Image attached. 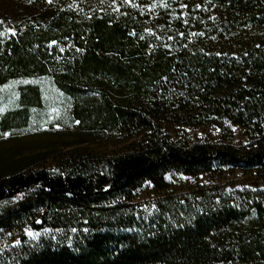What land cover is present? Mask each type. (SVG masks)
Segmentation results:
<instances>
[{
  "label": "trees",
  "instance_id": "obj_1",
  "mask_svg": "<svg viewBox=\"0 0 264 264\" xmlns=\"http://www.w3.org/2000/svg\"><path fill=\"white\" fill-rule=\"evenodd\" d=\"M40 77L116 144L0 174V264H264V0H0V87Z\"/></svg>",
  "mask_w": 264,
  "mask_h": 264
},
{
  "label": "rangeland",
  "instance_id": "obj_2",
  "mask_svg": "<svg viewBox=\"0 0 264 264\" xmlns=\"http://www.w3.org/2000/svg\"><path fill=\"white\" fill-rule=\"evenodd\" d=\"M26 83L38 85L44 101L43 107L26 127L5 132L7 136L4 135L5 133H0V174H7L17 165L23 166L31 161L49 166L56 156L74 149L88 147L102 150L106 147L108 149L114 147L116 141L108 140L107 133L81 129L70 120V101L49 77L19 79L0 87V112L13 103L14 89ZM233 129H235L233 142L242 144L244 137L241 129L238 127ZM186 132L191 137L200 139H214L218 136V130L213 127L186 128ZM42 232L44 230L38 231L39 235ZM8 240L9 236L6 235L3 244Z\"/></svg>",
  "mask_w": 264,
  "mask_h": 264
},
{
  "label": "snow or ice",
  "instance_id": "obj_3",
  "mask_svg": "<svg viewBox=\"0 0 264 264\" xmlns=\"http://www.w3.org/2000/svg\"><path fill=\"white\" fill-rule=\"evenodd\" d=\"M125 2H130V0H125ZM49 3H51V0H49ZM181 7H182V8H186V7H188V5H186V4H181ZM196 7L199 8L200 5H196ZM11 31H12L13 35H15V31H14V30H11ZM181 35H183V34L181 33ZM54 43H55V42H54ZM258 47H259V46H258ZM218 55H219V53H218ZM77 123H79V122H77ZM233 130H235V129H233ZM4 135L7 136L8 134L5 133ZM73 231H75V229H73ZM25 232H26V235H27L28 237H31V238H35L36 236L39 235L38 232H33V231H31V230H27V229L25 230ZM15 243H16L17 245H19L21 242H20L19 240H17Z\"/></svg>",
  "mask_w": 264,
  "mask_h": 264
}]
</instances>
